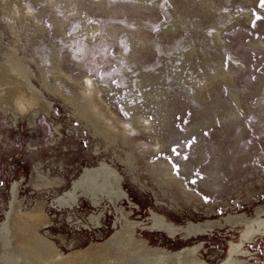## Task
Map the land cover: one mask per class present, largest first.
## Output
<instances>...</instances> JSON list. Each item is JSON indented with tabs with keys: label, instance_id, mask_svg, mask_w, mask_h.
<instances>
[{
	"label": "rangeland",
	"instance_id": "rangeland-1",
	"mask_svg": "<svg viewBox=\"0 0 264 264\" xmlns=\"http://www.w3.org/2000/svg\"><path fill=\"white\" fill-rule=\"evenodd\" d=\"M38 1L25 0L32 10L39 11L40 21L47 27L48 35L46 40L39 41L38 50L49 57L54 52L52 42L61 45V60L68 73L78 79L89 75L97 84L108 85L110 91L105 99L125 122L131 123L130 105L139 101L145 105L143 110L149 117L156 118L165 112L158 102L146 104L140 93L142 80L161 75L163 86L174 96L171 100L167 97L170 112L165 125V147L168 150L162 154L173 164L175 173L185 178L188 188L202 196L206 209L214 206L216 212L210 210L208 215L195 208L172 209L166 204L159 207L155 193L149 187L138 186L126 175L124 166L116 163L115 167L125 176L121 183L127 192L181 225L188 220L221 219L230 213H245L251 218L262 214L260 217L264 218V212L258 209L260 205L264 207V108H260L261 97L264 98V0H211L210 15L198 12L200 7L195 6L201 0L182 1L180 6L168 0L178 14L184 6L196 10L191 20L200 29L195 32L177 30L175 23L171 28H164L165 23L176 18L165 0H154L150 8L138 6L134 0H75L79 13L68 20L62 32L54 17L63 14L67 0H55L52 10L47 7L49 0ZM245 10L253 12V16L245 15ZM92 24H99L105 36L92 34ZM214 24L221 27L222 48L212 43L208 34ZM171 29L178 36L172 35ZM68 37L74 44L67 42ZM256 40L262 43H255ZM195 44L200 53L197 57L200 72L206 74L215 67L217 73L215 64H220L230 77L229 81L218 77L216 92L208 90L204 100L177 85L176 77L170 72L179 65L183 51ZM205 52L209 54L208 68L202 60L207 57ZM231 87L238 91V99ZM193 93L202 94L194 89ZM232 112H237L249 125L243 132L238 124L224 126L223 119L232 120ZM140 135L142 141L149 140L142 132L135 133L136 137ZM92 145L100 164L104 156L96 152L94 142ZM158 159V153L150 155V160ZM109 162L114 163L110 159ZM145 183L148 182L145 180ZM219 183L224 186H217ZM151 184L154 182L149 180ZM243 223L226 221L224 226L214 225L194 235L227 259L231 244L239 241L240 228L236 226ZM262 231L242 245V254L238 253L245 260L242 264H264V228Z\"/></svg>",
	"mask_w": 264,
	"mask_h": 264
},
{
	"label": "water",
	"instance_id": "water-1",
	"mask_svg": "<svg viewBox=\"0 0 264 264\" xmlns=\"http://www.w3.org/2000/svg\"><path fill=\"white\" fill-rule=\"evenodd\" d=\"M0 264H232L103 178L83 117L1 13Z\"/></svg>",
	"mask_w": 264,
	"mask_h": 264
},
{
	"label": "bare ground",
	"instance_id": "bare-ground-1",
	"mask_svg": "<svg viewBox=\"0 0 264 264\" xmlns=\"http://www.w3.org/2000/svg\"><path fill=\"white\" fill-rule=\"evenodd\" d=\"M134 1L138 6L143 8H150L154 4V0ZM159 1L161 0H158V2ZM165 1L168 2L172 12L176 15V18L174 22L165 23L164 28H171L173 23H175L176 26H178L177 30L183 29L195 32L200 29L197 22L193 23V19L191 20L193 16L192 14L196 11L194 8L191 9L184 6L182 8L183 10L180 9L178 11L180 13L178 14L171 7L169 1ZM173 1L180 6V4H183L186 0ZM54 2L55 0H49L47 7L52 10ZM67 4V7L64 6L66 9L63 14L59 18L54 17V22L59 26L62 32L65 31L68 20L79 13L75 0H67ZM210 6L211 0H201L199 6L195 7H200L198 12L202 15H210L213 12V10H210ZM244 8H247V6H244ZM0 13L34 62L83 117L89 136L92 142H94V145L97 146L96 152L102 153L104 156L99 164L103 178L124 189L121 180L125 179V176L121 174L114 165L120 163L124 166L126 175L133 182L143 189L144 187H149L150 190L155 193L157 197V205L159 207H165L164 205L166 204V206L171 207L172 209L186 207L193 210L195 208V211L206 212L208 215H211L210 210L211 212H216L214 206H208L211 208L210 210L206 209L207 206L205 207L203 204L202 196L198 195L195 190L188 188L185 178L175 173L173 170V164L164 154H162V151L165 152L168 150L165 147V125L168 123V112H170L167 97L171 100L174 96L170 94L167 87L163 86V78L161 75L154 74L142 80L140 83V88L142 89L140 93L143 95L141 99L145 100L146 104H157L158 102L162 108H165V112L156 116V118H153L152 116L149 117L144 113L143 108L145 105L139 101L136 105H130V108H132L131 114L133 120H131V123L125 122L124 119L117 115L105 99L106 93L110 91L108 85L97 84L89 75L78 79L68 73L66 67L62 64L61 45L56 41L52 42L54 45V52H52L49 57L46 53L41 54V51L38 50V43L42 38L46 40L45 37L48 33H46L47 27L42 21H40L39 11L32 10L26 4L25 0H0ZM244 14L249 17L251 15L253 16V12L251 13L249 10H245ZM214 25L215 26L212 27L211 31H208V34L212 38V43H215L216 46L222 48L223 40L219 35L221 27L217 24ZM90 31L92 34L95 33L96 36H105L99 24L90 26ZM169 31H171L172 35L176 34V36H178L175 29ZM65 36L67 37L68 35ZM89 39H91L90 36ZM66 40L70 45L74 44V40L70 37L66 38ZM255 43L261 44L262 41L256 40ZM78 52L80 53L83 51L79 50ZM198 52L199 50L196 44L186 48L183 51L179 65L171 69L170 72L173 74V77H176L175 80L177 81V85H180L184 90H190V94H193V96H196L199 100H204L206 98L205 92L208 90L210 92H216V85H218L219 82L218 77H221L226 81H229L230 77L220 64H215L217 73H215V67L211 70L209 69V72L206 74L200 72L197 62V57L200 54ZM76 54L78 55V53ZM205 54L207 57L205 59L202 57V60L205 67L208 68L207 66L210 65L208 59L209 54L206 52ZM48 58H50V61L47 60ZM74 60L76 62V59ZM159 77H161V79H159ZM191 86L195 91L198 90L201 91L202 94L204 92V94L193 93ZM231 91L236 96V99H238V91L233 88ZM261 100L262 105H260V108H264V98L261 97ZM232 114V120L223 119L222 122L224 126L238 124L241 132L246 130L249 125L241 119L237 112H232ZM262 117L264 118V112L262 113ZM141 132L148 136V141H142L141 135L138 137L135 136V133ZM153 153H158L160 159L155 161L150 160V155ZM109 159L114 163H110ZM144 176H146V178L142 179ZM145 180L148 183H145ZM149 180H152L154 185H149ZM217 186H224V183H219ZM193 195L195 196L192 197ZM196 195L199 196L198 200ZM223 205L226 206V203L224 202ZM258 209L260 213L264 212V207L262 205H260ZM260 215L262 214H259V217L251 218L245 213H230L221 219L209 218L204 221L200 220L199 222L188 220L184 225H180L194 235L206 232L209 229H212L211 227L214 225H216V227L224 226L226 221L234 223L237 220H240L244 222L242 225L236 226L240 228L239 241L231 244L227 258L232 264H242L245 260L242 259L241 256H238L239 252L242 254V245L246 240L263 232L264 218H261ZM227 226L231 225L228 224ZM246 252L247 251L243 250V253Z\"/></svg>",
	"mask_w": 264,
	"mask_h": 264
}]
</instances>
